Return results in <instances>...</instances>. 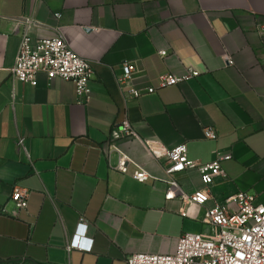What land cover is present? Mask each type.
<instances>
[{"label": "crops", "instance_id": "obj_1", "mask_svg": "<svg viewBox=\"0 0 264 264\" xmlns=\"http://www.w3.org/2000/svg\"><path fill=\"white\" fill-rule=\"evenodd\" d=\"M27 29L34 37L60 30L91 62L89 103L70 81L11 78ZM126 61L138 67L139 98L118 86ZM192 71L200 76L146 93L164 74ZM126 117L138 137L120 146L159 180L136 181L115 169V153L105 155ZM206 127L219 138H206ZM148 140L186 143L204 163L232 155L205 205L166 199L164 163ZM177 178L187 194L204 187L196 169ZM16 185L29 193L26 209L10 202ZM239 192L264 203V0H0V264H127L134 253L172 254L183 233L208 230L205 213L216 201ZM81 217L93 250L68 251Z\"/></svg>", "mask_w": 264, "mask_h": 264}, {"label": "built area", "instance_id": "obj_2", "mask_svg": "<svg viewBox=\"0 0 264 264\" xmlns=\"http://www.w3.org/2000/svg\"><path fill=\"white\" fill-rule=\"evenodd\" d=\"M60 18L61 14H57ZM167 56L165 50L159 51ZM228 66L234 65L231 55H226ZM45 73L50 80L57 78L73 82L80 103L87 104L92 98L90 81L93 66L85 57L78 54L67 43L60 30L51 35L32 36L28 29L21 34V42L11 78L14 81L38 85V75ZM138 67L135 62L126 61L117 75L120 90L126 98H139L145 92L135 83ZM199 71L185 75L167 73L159 78L156 86H150L146 93L153 94L159 88L181 84L193 77H199ZM205 137L216 140L219 132L215 127L204 129ZM138 133L128 117L116 124L112 130L110 146L105 155L110 159L117 155L115 169L121 174H131L139 182L150 179L159 180L141 164L134 160L119 144L122 139H135ZM27 138L19 137L18 144L26 146ZM147 145L153 156L164 163L168 185L166 199H179L183 204L205 205L211 199L212 187L220 176H226L222 161L231 158L230 153H219L211 162H201L189 156L186 143L167 147L158 141L148 140ZM199 171L204 187L192 194L183 191L177 175L188 170ZM29 193L16 185L10 202L18 210L28 206ZM206 232L183 233L179 237L175 253H134L127 257V264H264V203L256 195L239 192L216 201L214 207L205 213ZM88 223L81 217L78 228L67 244V250L79 249L92 251L94 239L87 236Z\"/></svg>", "mask_w": 264, "mask_h": 264}]
</instances>
